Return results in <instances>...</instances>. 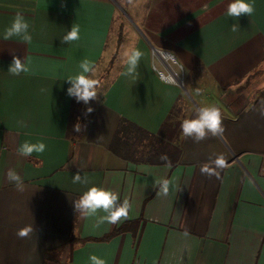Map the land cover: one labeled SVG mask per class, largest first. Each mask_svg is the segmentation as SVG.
Listing matches in <instances>:
<instances>
[{
    "label": "crops",
    "instance_id": "crops-1",
    "mask_svg": "<svg viewBox=\"0 0 264 264\" xmlns=\"http://www.w3.org/2000/svg\"><path fill=\"white\" fill-rule=\"evenodd\" d=\"M230 2L0 0V264H91L90 254L105 264H264V0H249L254 13L238 20L226 15ZM18 12L30 43L2 39ZM74 23L80 39L61 43ZM130 44L144 53L137 81L120 75ZM151 47L183 65L184 88L158 78ZM13 56L26 74H8ZM85 59L100 86L96 99L76 104L67 79ZM210 105L221 110L223 137L184 138L181 122ZM26 140L46 151L18 156ZM220 153L219 176L202 174ZM77 172L90 184H74ZM159 178L171 182L167 197L153 187ZM93 185L127 198L130 218L96 227L79 216L73 201Z\"/></svg>",
    "mask_w": 264,
    "mask_h": 264
},
{
    "label": "clouds",
    "instance_id": "clouds-1",
    "mask_svg": "<svg viewBox=\"0 0 264 264\" xmlns=\"http://www.w3.org/2000/svg\"><path fill=\"white\" fill-rule=\"evenodd\" d=\"M254 3L249 0H231L227 6L226 15L234 17L238 20L241 16L251 17L254 13ZM30 24L26 20L22 13H16L11 24L5 28L2 39L4 41L12 40L14 37L18 38L23 43H30L32 41V35L29 31ZM240 27L238 23H234L231 26L232 32L239 31ZM80 29L75 23L72 25L70 31H67L61 39V43H67L69 46L73 41L80 39ZM143 51L137 48L135 45H129L125 47L121 53L122 63L124 70L120 75L131 78L133 81L138 80V68L142 57ZM79 68L81 72L75 77L67 79L70 86L67 89V94L70 97H74L77 102H83L88 104L91 100L97 98V89L100 83L95 76V67L87 59L81 61ZM27 63L22 61L18 56H13L12 62L8 68V74L12 76H20L22 73L28 72ZM175 83V81H173ZM41 92L46 89L41 88ZM199 92V90H197ZM92 108L87 109V113H91ZM261 115L264 116V110L261 111ZM21 126H27L25 122L18 121ZM181 134L184 138H191L194 142L199 143L209 136L223 137L225 131L222 119V113L219 107L215 105L199 107L195 109V115L192 118L184 119L180 124ZM74 131L80 132L81 125L77 123L74 126ZM46 144L42 141L35 143L30 141H24L16 149V154L22 157H30L33 153L43 154L46 151ZM162 161L166 162V166L171 167V163L167 154L160 156ZM227 166V160L225 154L220 153L215 155V158L209 157L208 162L204 163L200 171L202 174L208 176H219L218 169H223ZM6 178L9 183L15 185V188L19 192L24 191V181L22 177L16 172L15 169H9L6 173ZM72 182L74 184L79 183L81 185L90 184V178L81 172H77L72 176ZM170 180L167 178L155 179L154 188H158L157 195L167 197L170 192ZM75 212L84 218H92L95 220V226L100 227L107 223L109 225H117L128 220L129 212L131 210L130 201L125 198L122 202L118 192L108 188L91 186L84 191L78 199L73 201ZM104 213L101 215L100 213ZM33 231L31 225L20 228L16 235L18 238H26ZM187 235V233H185ZM91 264H105V260L95 254L89 255Z\"/></svg>",
    "mask_w": 264,
    "mask_h": 264
},
{
    "label": "built area",
    "instance_id": "built-area-1",
    "mask_svg": "<svg viewBox=\"0 0 264 264\" xmlns=\"http://www.w3.org/2000/svg\"><path fill=\"white\" fill-rule=\"evenodd\" d=\"M150 60L153 71L162 82L184 88V67L172 53L163 49L151 47ZM173 81H175V83H173Z\"/></svg>",
    "mask_w": 264,
    "mask_h": 264
},
{
    "label": "trees",
    "instance_id": "trees-1",
    "mask_svg": "<svg viewBox=\"0 0 264 264\" xmlns=\"http://www.w3.org/2000/svg\"><path fill=\"white\" fill-rule=\"evenodd\" d=\"M76 101V99L74 98V102ZM170 117H168V119H169ZM70 122H71V120H70ZM123 124V127H125V125L124 124H127V122L126 121H124V123H122ZM70 125H71V123H70ZM168 125L169 124H165L164 125V129L166 128L167 129V127H168ZM121 125L117 128V130H116V132H115V135H114V138H113V142H112V147L114 146V144H115V140L118 138V136H119V133H120V131H121ZM68 133H69V130H68ZM120 231V229H114L110 234H108L107 236H105L104 237V239H107V238H109L111 235H113V234H115V233H117V232H119Z\"/></svg>",
    "mask_w": 264,
    "mask_h": 264
},
{
    "label": "rangeland",
    "instance_id": "rangeland-1",
    "mask_svg": "<svg viewBox=\"0 0 264 264\" xmlns=\"http://www.w3.org/2000/svg\"><path fill=\"white\" fill-rule=\"evenodd\" d=\"M107 78H108V77H105V78H104L102 84L104 83V81H106ZM193 102H195V100H193ZM77 103H78V102L76 101V104H77ZM75 112H76V111H75Z\"/></svg>",
    "mask_w": 264,
    "mask_h": 264
}]
</instances>
